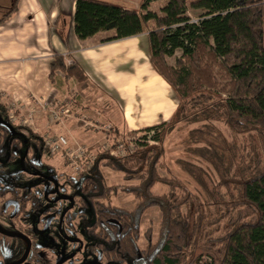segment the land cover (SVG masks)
<instances>
[{
    "label": "trees",
    "instance_id": "trees-1",
    "mask_svg": "<svg viewBox=\"0 0 264 264\" xmlns=\"http://www.w3.org/2000/svg\"><path fill=\"white\" fill-rule=\"evenodd\" d=\"M19 2L0 5V24L17 11ZM150 2L144 0L139 9L115 0H76L74 31L79 39H87L100 31L115 30L105 41L147 35L155 70L180 97H174L177 107L169 121L141 130L154 131L151 139L160 144L146 145L125 156L114 155L111 147L100 151L82 174L62 175L70 183L77 184V177L86 184L83 199L99 207L95 222L102 235L110 240V230L115 232L112 255L119 264H201L205 256L211 259L209 264H264V0H167L164 15L148 10ZM189 4L204 10L196 23L184 16ZM177 49L183 54L175 68L165 57ZM50 67L52 82L58 71L66 80H88L81 66L67 65L63 55H56ZM216 68L224 83L216 78ZM0 116L19 132L13 135L0 124V177L24 173L20 161L26 152V167L28 158L50 153L46 138L26 124L13 122L1 101ZM215 120L224 121L233 132L251 133L250 151L240 153L239 158L233 144L216 137L210 124ZM179 123H202L191 131V142L203 144L193 152L215 168L224 192L207 189L203 178L207 174L201 167L187 163L186 169L205 187L208 203L180 179L159 173L165 136ZM103 162L123 173L125 183L109 185L101 170ZM158 183L170 189L156 195L153 188ZM121 190L137 199L133 210L111 203ZM152 207L162 212L158 237L154 240L153 228H148L141 250V218ZM108 222H112L111 228L105 224Z\"/></svg>",
    "mask_w": 264,
    "mask_h": 264
},
{
    "label": "crops",
    "instance_id": "crops-1",
    "mask_svg": "<svg viewBox=\"0 0 264 264\" xmlns=\"http://www.w3.org/2000/svg\"><path fill=\"white\" fill-rule=\"evenodd\" d=\"M69 1L72 19L67 27L61 15ZM11 2L0 0V5ZM75 4L76 0H20L17 11L0 24V95L7 93L19 102H29L36 95L57 99L62 82L60 87L50 82V64L56 55H63L67 65L81 66L89 89H99L97 104L106 109L96 116L108 119L110 128L140 130L169 121L177 106L172 87L130 42L147 35L105 41L113 34L102 33L115 32L108 30L79 39L74 31ZM144 42L141 50L149 52L148 37ZM127 53L133 57L115 62ZM88 88L80 87L81 91ZM0 101L5 102L3 96Z\"/></svg>",
    "mask_w": 264,
    "mask_h": 264
},
{
    "label": "rangeland",
    "instance_id": "rangeland-1",
    "mask_svg": "<svg viewBox=\"0 0 264 264\" xmlns=\"http://www.w3.org/2000/svg\"><path fill=\"white\" fill-rule=\"evenodd\" d=\"M115 1L119 4H123L124 6L141 9L144 0ZM166 3L167 0H151L148 4V10L155 11L159 15H164L162 9ZM69 5L70 1L61 15V19L67 22V27H69L72 19L70 16L71 11ZM2 14L3 13H1V15ZM203 14L204 10L195 9L191 6V4H189L184 16L189 18V22L196 23L203 17ZM149 25L150 27H153L154 22L151 21ZM114 33L116 34V32L113 31L104 32L102 35L108 36L109 34H113V37L115 35ZM146 39L147 37L144 35L138 39L133 38L130 42L133 43V46H135V51L138 50L139 54L142 56L145 54L148 56L149 61H151V54L149 53L150 50L149 52L141 50V47L145 46L144 41H146ZM182 54V50L177 49L172 55H167L165 57L166 63L170 66L178 68L177 61L182 57ZM127 55L123 59H116L115 62L129 60L131 59L129 56L133 57L132 53H127ZM216 71V78L218 81L224 83L225 80L221 76L219 68H216ZM60 80L62 82V87L59 88L60 96L57 97V99H52V101L36 95L29 102H19L10 98L7 93L3 92L4 94L1 93L0 95V98L3 96L5 99L4 103L10 110L13 122L23 125L26 124L32 127L40 135L46 138L47 144L48 141L50 142L53 139H58L61 135L67 138V145L59 148L55 152H52L50 149V153L45 156L46 161L57 171V173L78 176L81 170H77V166L85 170L87 168L89 169L98 153L102 150H108L111 147L114 148V155L125 156L136 152L139 149L145 148L146 145L160 144L149 137L146 139L144 138L146 135L149 136L154 134V131L149 132L150 134L148 132L146 133L141 131L146 127L140 130H131L126 128L127 130L121 132V134L114 131L113 128H110L108 124L109 122H107L108 119H104L103 117L99 120L97 119L96 112L106 109H101L98 105L101 102L99 89L95 86H92V88L89 89L88 85H86L87 82H79L75 77L67 78L66 80L64 73L60 74V72H58L56 82H52L51 80L50 82L55 84V87H60ZM80 87L88 89L81 91ZM172 93L174 97L178 99L179 95L173 88ZM54 110L59 112L58 116H54ZM102 119L105 120L104 123H101ZM210 124L215 127L213 132H215L218 139L220 138L219 136H221L222 139H226L227 142L234 145L236 154H238L239 158L241 154H247L250 151L253 140L251 133L233 132L231 128L221 120L212 121ZM201 126L202 123H179L173 131L168 133L165 136L163 143L165 152L158 167L159 173L163 177H176L180 179L185 187L191 190L194 194L200 195L205 203H208L209 196L204 189L205 187L201 186L197 179L186 169V166H188L187 163L193 165V167L197 169L198 167H201L202 172L207 174L203 177L205 179L207 189L212 192H216L217 194L218 191L224 192L225 189L218 184L220 177L215 168L208 161L200 158L193 152L196 147L203 144L191 142V131ZM103 164L104 162L100 165L101 170L109 185L125 183L123 173L106 167ZM208 174H210V177ZM169 189L170 187L167 184L158 183L154 186L153 193L160 195L166 193ZM111 203L116 206L132 210L137 204V199L133 194H129L121 190L112 196ZM184 211H186V208ZM161 219L162 212L158 207H152L144 213L141 223L140 239V245L142 247L145 246L147 242L143 235L147 228L152 226L153 238L154 240L157 239ZM209 262H211V259L205 256L203 257L201 264H209Z\"/></svg>",
    "mask_w": 264,
    "mask_h": 264
},
{
    "label": "flooded vegetation",
    "instance_id": "flooded-vegetation-1",
    "mask_svg": "<svg viewBox=\"0 0 264 264\" xmlns=\"http://www.w3.org/2000/svg\"><path fill=\"white\" fill-rule=\"evenodd\" d=\"M25 156L24 173L0 177V264H119L112 255L115 232L110 240L102 235L99 207L83 199L86 184L77 177L70 183L46 155L28 158L27 167Z\"/></svg>",
    "mask_w": 264,
    "mask_h": 264
},
{
    "label": "built area",
    "instance_id": "built-area-1",
    "mask_svg": "<svg viewBox=\"0 0 264 264\" xmlns=\"http://www.w3.org/2000/svg\"><path fill=\"white\" fill-rule=\"evenodd\" d=\"M53 114H54V116H58V114H59V112L57 111V110H54L53 111ZM152 132V131H151ZM149 133V132H148ZM150 134V133H149ZM149 138H151V135H149L148 136ZM147 137V138H148ZM68 144V140H67V138L66 137H64V136H59V138L58 139H53L52 141H48V145L50 146V149H51V151L52 152H55V151H57L59 148H61V147H64L65 145H67ZM77 170H81V172H79V175L80 174H82V172H84L85 171V169H83V168H80L79 166H77Z\"/></svg>",
    "mask_w": 264,
    "mask_h": 264
},
{
    "label": "water",
    "instance_id": "water-1",
    "mask_svg": "<svg viewBox=\"0 0 264 264\" xmlns=\"http://www.w3.org/2000/svg\"><path fill=\"white\" fill-rule=\"evenodd\" d=\"M0 124L9 128L13 133H16L15 127L12 125V123L6 119H3L1 116H0Z\"/></svg>",
    "mask_w": 264,
    "mask_h": 264
}]
</instances>
